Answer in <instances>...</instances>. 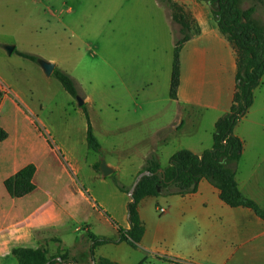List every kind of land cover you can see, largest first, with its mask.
Here are the masks:
<instances>
[{
    "label": "crops",
    "instance_id": "1",
    "mask_svg": "<svg viewBox=\"0 0 264 264\" xmlns=\"http://www.w3.org/2000/svg\"><path fill=\"white\" fill-rule=\"evenodd\" d=\"M171 1L194 24L179 54L176 100L169 98V85L178 36L165 4L159 0H115L113 6V0H108L100 7L107 22L114 21L116 30V84L113 87L102 81L90 90L86 87L83 101L102 155L109 152L116 158L105 159L113 170L110 175L128 192L148 158L155 157L164 169L179 150L199 156L210 149L215 124L229 111L236 91V54L219 32L210 6L200 0ZM74 4L80 6L82 1L74 0ZM49 61L58 66V60ZM7 88V105L15 116L7 128L0 126L7 133L0 141V264H18L11 253L15 248L61 250L75 259L71 249L76 250L77 245H84L88 253L85 264H93L91 242L85 241V236L78 240L77 229H73L84 216L85 234L88 231L112 241L94 248L96 260L114 264H264V219L249 208L227 205L206 179H201L192 193L169 195L161 190L155 197L140 199L137 216L143 233L139 242L130 246L121 238V231L130 229L128 192L108 186L93 165V179L100 185L91 197L75 186L66 168L70 182L54 180L51 160L60 161L57 149L30 122L33 111L9 85ZM113 119L117 131L137 124L151 127L147 136H120L112 142L110 136H99L97 131L110 134ZM28 127L38 135L31 134ZM234 135L243 144L234 168L237 188L264 210V75ZM11 136L21 145L11 146ZM85 137L80 144L87 149ZM71 148L68 152L74 155L73 145ZM28 164L36 168L35 190L22 198L10 197L14 202L7 211L3 182ZM41 176L46 179L41 181ZM160 208L165 212L160 213Z\"/></svg>",
    "mask_w": 264,
    "mask_h": 264
},
{
    "label": "rangeland",
    "instance_id": "2",
    "mask_svg": "<svg viewBox=\"0 0 264 264\" xmlns=\"http://www.w3.org/2000/svg\"><path fill=\"white\" fill-rule=\"evenodd\" d=\"M81 1L82 4L76 6L74 0H0V81L18 93L23 103L33 111L32 114L29 113L30 122L57 149L61 162L52 157L53 179L68 184L70 178L63 170L66 168L74 179L75 186L91 197L92 190L100 185L97 179H93L91 165L105 162V159L113 161L115 156L109 152L103 156L102 150L99 154L88 151L84 144L81 145L80 141L86 136V119L77 106L76 98L67 94L52 74L44 76L39 62L21 58L13 52L9 54L6 50L7 47H13L42 61L58 60L56 67L75 80L81 100L86 94V87L90 90L102 81L115 87L116 30L114 21L107 22L105 14L100 12V7L104 3L108 4V0ZM171 3L174 4L170 1ZM112 4L115 6V0ZM165 6L167 12L172 13L171 6L166 3ZM238 6L241 10L251 9L252 19L264 26V0H240ZM173 29L180 37L176 23H173ZM188 33L190 32L185 31V34ZM14 116V111L7 105V95L0 97V126L7 128V123L13 122ZM149 127L151 125L137 124L127 130L117 131L113 119L110 134L100 130L97 134L110 136L108 139L115 142L120 136H147ZM28 128L31 134L38 135L33 127ZM202 129L200 128V134ZM11 138V146L21 145L14 136ZM72 145L74 155L68 152V149L72 150ZM105 145L108 147V143ZM104 178L108 186H116L117 180L113 175ZM45 179L40 177L41 181ZM13 202L7 195V211L11 209ZM95 205L102 209L98 204ZM81 219L83 221L78 220L73 229H77L75 234L78 240L80 236H85L84 240L87 241L89 239L83 232L85 216ZM92 220L93 218L89 223ZM78 246L76 250L71 249V253L77 264H85L88 253H85L84 245L80 248ZM47 250L48 255L64 253L61 250H50V253ZM67 256L70 258L68 253Z\"/></svg>",
    "mask_w": 264,
    "mask_h": 264
},
{
    "label": "trees",
    "instance_id": "3",
    "mask_svg": "<svg viewBox=\"0 0 264 264\" xmlns=\"http://www.w3.org/2000/svg\"><path fill=\"white\" fill-rule=\"evenodd\" d=\"M171 0H159L173 9L172 20L179 26L180 37L175 39L172 53V64L169 85V98L177 99L179 86V54L190 35L194 24L190 17L176 4H170ZM211 4V14L219 32L229 41L236 54V91L229 111L218 119L213 133V143L210 149L201 155H195L188 150L175 152L166 168L162 172L157 159L150 157L146 160L143 171L150 175L143 177L136 185L128 203V215L130 229L121 231L123 238L130 246L134 247L140 240L143 228L137 216V204L140 199L147 196H157L162 190L169 195H185L195 191L198 182L206 179L220 192V198L231 207H246L264 219V210L260 209L254 202L247 199L238 190L235 181V165L241 157L243 144L234 135V128L246 115L253 103V92L261 85L264 75V26L258 25L253 19L251 9L241 10L240 0H200ZM21 58L41 62L33 55L22 53L13 48ZM52 76L59 82L63 90L71 97H78L77 84L66 72L54 68ZM79 107V106H78ZM86 119V146L87 149L101 153V147L93 134L86 104L79 107ZM7 137V133L0 128V141ZM98 172L99 163L93 165ZM36 168L28 164L17 171L14 175L4 180L3 186L7 195L11 198H22L35 190L33 177ZM117 188L127 193L119 182ZM86 235L91 242L90 255L93 264H114L108 260L94 257V248L98 245L108 244L109 239H99L90 232ZM12 255L18 264H75V259H70L67 253L48 255L44 247L38 249L15 248Z\"/></svg>",
    "mask_w": 264,
    "mask_h": 264
},
{
    "label": "water",
    "instance_id": "4",
    "mask_svg": "<svg viewBox=\"0 0 264 264\" xmlns=\"http://www.w3.org/2000/svg\"><path fill=\"white\" fill-rule=\"evenodd\" d=\"M207 4H208V5L210 6V8H211V4H210V3H207ZM6 50H7V52H8L9 54H11L12 51H13V47H7ZM40 67H41V69H42V72H43L44 76H46V77L51 76V74H52V72H53V70H54V68H55L54 64H53L52 62H48V61H41V62H40ZM76 100H77V106L80 107L81 105L84 104V101L81 100L79 97H76ZM112 171H113V170L110 169V168L105 164L104 161H101V162H100V164H99V172L101 173V175H102L103 177L109 176V175L112 173ZM159 171L162 172V169H160ZM148 175H150V173H149L148 171L140 172V173L137 175V177L135 178V181H134L132 187L130 188V190H129V192H128V195H129L130 197L132 196V194H133V192H134V189H135L136 185L138 184V182H139L143 177L148 176Z\"/></svg>",
    "mask_w": 264,
    "mask_h": 264
},
{
    "label": "built area",
    "instance_id": "5",
    "mask_svg": "<svg viewBox=\"0 0 264 264\" xmlns=\"http://www.w3.org/2000/svg\"><path fill=\"white\" fill-rule=\"evenodd\" d=\"M9 94V89L7 88V86H5L1 81H0V97L6 96ZM160 213H164L165 209L164 208H160L159 209Z\"/></svg>",
    "mask_w": 264,
    "mask_h": 264
}]
</instances>
